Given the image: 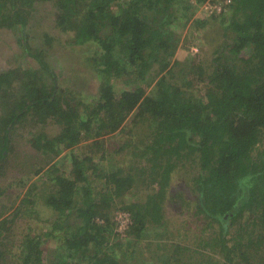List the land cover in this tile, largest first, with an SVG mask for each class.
<instances>
[{"label": "trees", "instance_id": "obj_1", "mask_svg": "<svg viewBox=\"0 0 264 264\" xmlns=\"http://www.w3.org/2000/svg\"><path fill=\"white\" fill-rule=\"evenodd\" d=\"M206 1L0 0V29H20L24 43L36 4L50 3L71 45L95 47L100 77L90 102L75 101L27 44L38 68L0 70V177L21 123L59 127L53 137H32L35 152L70 151L67 172L58 164L33 171L48 176L40 199L31 185L12 212H0V264H264V151L254 155L264 147V0H228L209 19H194ZM211 18L224 40L203 33L193 43L210 40V54L199 48L176 60L174 30L190 22L202 29ZM117 137L113 152L133 148L140 167L108 161L106 145ZM84 142L85 155L75 153ZM96 152L107 159L105 173ZM137 185V200L127 201ZM115 211L129 217L123 232ZM22 218L34 225L14 243Z\"/></svg>", "mask_w": 264, "mask_h": 264}, {"label": "rangeland", "instance_id": "obj_2", "mask_svg": "<svg viewBox=\"0 0 264 264\" xmlns=\"http://www.w3.org/2000/svg\"><path fill=\"white\" fill-rule=\"evenodd\" d=\"M210 1L208 0L204 4H209ZM201 6L203 4L196 9L194 19H209L210 17L206 13L204 15ZM54 14L56 12L50 3L39 2L36 4L34 16L26 32L28 41L25 43L21 40L20 29H0V70L11 65H14V67L20 65L23 68L31 65L33 68H38L35 61L24 53V45L27 44L29 52H41L44 62L47 63L50 70L56 75L58 85L62 87L65 95L71 96L75 101L90 102L92 97L96 95L100 85L99 74L96 72L95 67L93 68L92 62L95 56V47L90 46V44L81 47L71 45L72 34H64L56 29ZM174 31L180 38L175 59L181 62L185 61L186 56L196 54L200 50L199 48H202V51H205V54L207 53L208 55L214 48V45L210 46V40H208V45L202 47L196 44V42L193 43L196 36H201L203 33L209 36L211 33H215L216 45H219L224 40L222 37L223 29L218 26L217 20L212 18L209 21V25L204 26L202 29H198L193 22H190L185 28H177ZM47 39L50 41L48 42ZM205 41L207 42V40ZM210 58L208 56V60ZM58 131V126L41 128L33 126L30 122L21 123L16 127L12 141L15 150L10 153L8 163H5L3 169L4 176L0 177V190L3 191V195L0 197V212L4 213L3 216L12 212L13 209L11 207L18 202L16 199L21 198L31 185H35L38 188L36 194L38 197H41L44 189L49 186L48 176L46 177L45 174L39 176L33 175V171L36 168L42 167L44 170H47L51 165L58 164V167L61 168L60 172H64L65 170L67 172V166L70 169V151L63 150L57 158H53L50 154L41 155L35 152L29 142L34 135L41 132L46 133L49 137H53L58 134ZM125 139L126 136L123 137V140ZM88 144L87 142L80 144L79 147L75 148V153L80 152L84 154ZM118 148V137L114 140V144L111 139L108 145H106V150L110 153ZM132 149L130 147L122 152H113L111 154L112 157L108 156L107 159L110 163L122 167L124 171H127L133 164L136 167H140L143 162L140 165L137 159H132ZM263 151L264 147L261 146L254 155H263ZM91 156L93 157V163L97 164V169L104 173L108 171L109 164L107 159L100 161V154L98 152L92 153ZM177 183L173 179L171 187H176ZM139 185L125 195L127 201L131 200V194L137 192ZM138 196L137 194L136 197ZM134 200L137 199H132L130 202ZM166 212L173 222H179V216L173 215L169 207H167ZM28 225H34V222L25 218L16 221L12 227L10 236L14 243L18 242L17 240L22 237V232H25ZM38 226H40L39 230H45L41 225ZM144 245L143 242L142 246ZM144 254L147 259H155L151 253Z\"/></svg>", "mask_w": 264, "mask_h": 264}, {"label": "built area", "instance_id": "obj_3", "mask_svg": "<svg viewBox=\"0 0 264 264\" xmlns=\"http://www.w3.org/2000/svg\"><path fill=\"white\" fill-rule=\"evenodd\" d=\"M228 3V0H224V1H217L214 5H210L209 4H203V6H201V9L208 14L211 13H219L221 12L222 8L224 5H226ZM115 221L118 227V232H123L128 224H129V217L127 215V213L125 212H115Z\"/></svg>", "mask_w": 264, "mask_h": 264}]
</instances>
